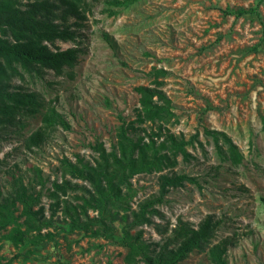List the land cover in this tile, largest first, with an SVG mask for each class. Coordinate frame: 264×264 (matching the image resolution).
Returning a JSON list of instances; mask_svg holds the SVG:
<instances>
[{
	"label": "rangeland",
	"instance_id": "1",
	"mask_svg": "<svg viewBox=\"0 0 264 264\" xmlns=\"http://www.w3.org/2000/svg\"><path fill=\"white\" fill-rule=\"evenodd\" d=\"M111 1L99 0L93 6L78 43H55L61 50H82L72 70L55 76L17 67L11 81L38 93L44 106L39 114L21 118L18 126L0 128V192L4 197L12 176L20 178L40 193L33 210L42 208L52 225L28 229L17 204V225L0 226V264H125L126 249L119 244L121 212L112 224L113 239L92 237L70 230L63 204L51 216L50 204H81L74 197L82 192L55 199L48 195L52 182L61 181L62 159L74 162L79 156L92 161L91 146L96 143L111 149L121 120L135 118V88L151 86L152 74L159 69L166 73L160 78L161 89L172 112L166 126L189 141L190 157L178 158L173 171L193 182L171 189L158 207L161 217L154 221L164 230L178 219L193 226L206 215L222 221L210 245L193 250L178 264H211L209 246L225 237L234 238L225 255L227 264H264V0H117L123 5ZM250 7H257L260 20L224 13ZM48 107L69 128L56 126L44 144L28 149L26 140L42 125ZM209 130L231 139L242 156L240 165H232L226 144L207 135ZM158 175L139 174L130 180V210L156 193ZM87 215L92 218L96 212L88 210ZM13 227L25 234L17 246L4 238ZM138 229L147 242L161 238L153 227Z\"/></svg>",
	"mask_w": 264,
	"mask_h": 264
},
{
	"label": "trees",
	"instance_id": "2",
	"mask_svg": "<svg viewBox=\"0 0 264 264\" xmlns=\"http://www.w3.org/2000/svg\"><path fill=\"white\" fill-rule=\"evenodd\" d=\"M98 1L0 0V128L16 127L21 118L39 114L44 106L38 93L25 91L11 83L17 76V67L37 75L50 71L55 76L72 70L82 50L77 46L61 50L55 43H78L87 15ZM110 4L123 5L124 2L113 0ZM224 13L236 18L252 15L260 20L257 7L237 8ZM165 74L163 70H155L151 86L135 88L139 96L135 118L129 122L121 120L116 130L115 144L109 151L102 143H96L91 146L95 154L92 161L79 156L74 162L66 158L60 161L61 181L52 182L48 195L55 199L59 195L66 196L68 192H82L79 197H74L81 204L72 205L68 201L57 200L49 207L53 216L63 204L61 210L69 220L70 230L89 233L92 237L113 239L112 224L121 212L119 219L124 226L119 244L126 249L125 264H178L193 250H203L210 245L222 225V221L214 215H206L196 226L178 219L169 230L162 229L154 221V218L161 217L158 207L170 190L193 182L191 178L173 171L178 158L187 161L190 157L186 151L189 141L182 134L170 132L166 126L172 119V112L170 100L161 89L160 78ZM69 77L72 78V75ZM41 123L26 140L28 149L44 144L56 126L66 130L69 128L53 107H48ZM147 126L149 129H146ZM206 133L215 141L222 139L232 165L241 164L242 156L230 138L214 130ZM150 173L159 174L156 193L138 203L137 210H130V180L136 175ZM12 179L10 191L4 197L0 192V226L17 225L14 212L16 205L20 204V216L25 217L28 229L50 227L51 219L44 218L42 208L33 210L40 193H34L33 188L24 185L20 178L12 176ZM38 182L41 184L40 178ZM88 210L96 212V216L89 218ZM143 226L153 227L160 240L145 241L142 229H138ZM24 236L22 231L13 227L4 238L17 246ZM233 245L234 238L225 237L209 246V262L227 264L225 255Z\"/></svg>",
	"mask_w": 264,
	"mask_h": 264
}]
</instances>
